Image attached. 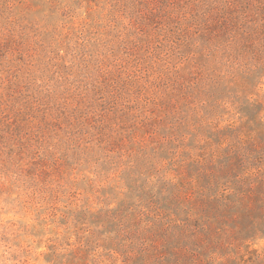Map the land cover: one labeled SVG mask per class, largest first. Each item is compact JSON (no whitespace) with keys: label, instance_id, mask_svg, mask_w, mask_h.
I'll use <instances>...</instances> for the list:
<instances>
[{"label":"rangeland","instance_id":"obj_1","mask_svg":"<svg viewBox=\"0 0 264 264\" xmlns=\"http://www.w3.org/2000/svg\"><path fill=\"white\" fill-rule=\"evenodd\" d=\"M0 264H264V0H0Z\"/></svg>","mask_w":264,"mask_h":264}]
</instances>
